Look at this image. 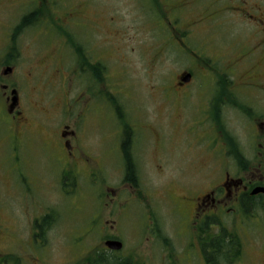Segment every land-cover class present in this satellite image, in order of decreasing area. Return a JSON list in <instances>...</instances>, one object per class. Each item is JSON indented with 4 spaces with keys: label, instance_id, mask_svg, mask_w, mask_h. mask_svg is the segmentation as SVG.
I'll use <instances>...</instances> for the list:
<instances>
[{
    "label": "flooded vegetation",
    "instance_id": "obj_1",
    "mask_svg": "<svg viewBox=\"0 0 264 264\" xmlns=\"http://www.w3.org/2000/svg\"><path fill=\"white\" fill-rule=\"evenodd\" d=\"M134 1L142 5L143 15L146 9V22L163 30V44L174 46L179 58L192 63L194 68L182 69L174 75L170 86L175 95L173 101L178 105L181 122L187 121L188 128L192 124L194 148L202 145L215 157L212 167L206 164L198 167V172L210 174L184 189L176 200L184 250L180 256L170 255L172 262L194 264L197 259L196 264H246L252 258L247 253L253 250L258 258L256 264H264V0ZM98 2L78 0V6L66 11L64 21L56 15L59 10H55L54 0H16L19 10L10 21L6 20L9 10L3 7L12 2L0 0V166L11 177L5 198L16 197L24 204L37 206L27 224L33 248L47 245L48 236L60 224L63 231H69L59 210L39 207L48 205L49 193H56L62 202H68L79 175L91 174L98 167L108 169L102 162L106 154L102 150L99 153L96 145L97 133L103 127L102 46L96 38L103 20ZM55 19L65 24L66 33L57 38L62 49L51 54L52 64L48 67L53 74L43 78L49 84L41 87L43 97L52 94L55 101L46 104V108L41 103L25 110L24 93L29 107L28 93H39L36 77L40 62H33V57L39 54L38 39L30 37L39 29L47 31ZM76 25L85 26L90 32L94 30V36L87 37L83 31L84 38L76 39L70 30ZM25 34L28 39L23 49ZM90 38L94 41L87 42ZM61 51L77 59L74 74L78 77L79 92L75 95L70 92V83H74L71 65L64 67L58 61ZM168 89L169 86H162L166 97ZM114 130L115 138H119L116 158L124 172L122 183L140 195L133 154L134 127L118 118ZM182 132L186 135L184 127ZM87 156L95 158L94 164H86ZM39 157L42 162L51 163V167L56 164L64 168L58 172L54 185H48L49 173L32 171L35 166L41 168L42 165L35 164ZM128 171L132 172L129 177ZM217 174L219 178L215 179ZM42 176L46 182L41 181ZM68 176H73L69 185ZM199 183L202 190L194 189ZM100 228L103 234L102 225ZM90 229L95 231L97 227ZM146 229L142 235L146 236ZM16 231L15 225L0 218V264H20L18 258L12 260L11 252L27 244L17 239ZM156 232L160 239L159 230ZM109 240L118 238L106 234L103 243ZM164 240L170 248V242ZM104 251L116 262H123L120 258L123 254L115 256L120 252L102 248L95 252V256H100L99 264H108L105 258L109 257ZM131 259L133 264H142L132 256Z\"/></svg>",
    "mask_w": 264,
    "mask_h": 264
},
{
    "label": "rangeland",
    "instance_id": "obj_2",
    "mask_svg": "<svg viewBox=\"0 0 264 264\" xmlns=\"http://www.w3.org/2000/svg\"><path fill=\"white\" fill-rule=\"evenodd\" d=\"M10 1L12 4L3 9L9 10L6 20L11 21L17 14L19 6H16V0ZM54 1L55 10H59V13L55 11L57 17L60 16L65 21L63 16L66 11L69 12L70 7L74 9L78 0ZM99 1L97 8L103 23L96 38L102 46L99 57L103 66L101 82L103 127L97 133L96 145L98 150L100 149L99 153L106 154L102 162L108 169L98 167L91 174L83 172L79 175L68 202H62L56 193L52 195L51 192L49 193L48 205L39 207L59 210L60 215L67 220L69 231L66 229L63 231V226L60 224L57 230L48 236L47 245L38 249L31 247L27 233L37 206L24 204L20 198H5L11 177L7 176L0 166V218L15 225L17 239L27 244L25 247L22 245V249L17 248L11 252L12 260L18 258L20 264H86L88 260L92 264L94 262L98 264L100 256H95V252L103 248V237L106 234L116 236L118 240L113 241L122 243V251L115 255L123 254L120 258L126 263L121 264H133L130 256L142 264H168V260L170 264H175L170 255L180 256L179 253L184 250V239L180 233L179 205L176 200H179L184 189L194 186L196 180L200 177L204 180L205 175L210 174V171L206 174L198 172V167H202L201 164L210 167L214 164L215 157L207 153L202 145L194 148L192 124L188 128L187 121L181 122L177 113L178 105L175 99L173 101L175 95L170 86L174 75L182 69L194 68L190 60L179 58L174 46L163 44L161 34L163 30L156 29L151 23L146 22L147 12L145 9L143 15L141 4L134 0ZM63 26L65 24L62 21L55 19L50 22L47 31L39 29L30 37L38 39L36 49L39 54L33 57V62H40L36 77L39 93H28L30 107L26 105L27 93L26 95L24 93L25 110L40 106L41 103L46 108V104L55 101L52 94H44L43 97L41 92L44 89L41 87L49 84L46 80L44 83L43 78L53 74V69L49 68L48 64H52L53 51L56 52V49L61 48V41L57 38L65 36ZM70 30L76 39L84 38L83 31L87 33V37L94 36V30L90 32L85 26H71ZM27 35L22 38L23 49L26 46ZM93 41L91 38L87 40V42ZM71 52H74L72 48ZM58 56L61 66L71 65V81L73 80L74 83H70V92L71 95H75L79 92L78 77L74 74L78 67L77 59L64 51ZM23 60L24 63L27 62L25 51ZM55 64L58 63L55 61ZM162 86L170 88L166 91L167 97L162 92ZM42 99L44 101L41 102ZM186 113L188 114V111ZM35 114L42 118L41 114L37 112ZM118 118L128 121L134 127L133 154L140 180V195L122 183L124 172L116 158L119 138H115L114 130ZM183 127L186 135L182 132ZM88 140L91 141V138L88 137ZM0 154H2L1 145ZM42 159L39 157L38 162L34 158L35 164L42 166L41 168L35 166L32 171L49 173L48 185H54L57 175L59 176L58 172L64 168L56 164L51 167V163L42 162ZM94 161V157H86L87 165L94 164ZM218 178L219 174L215 176V179ZM41 181L46 182L44 176ZM72 181L73 176H68V185ZM196 188L202 190L201 183L194 189ZM109 189L115 194L111 195ZM4 202L6 205L2 204ZM101 225L105 230L103 234H101ZM148 225L150 228H147ZM111 226H113L112 230L109 229ZM91 227L97 229L91 231ZM144 229L146 236L145 233L142 235ZM156 229L159 230L160 239ZM148 236L149 240H147ZM164 237L170 242V248L163 243ZM11 247L13 249L14 245ZM104 253L113 260L114 257L109 252L104 251ZM247 255L248 258L251 256L252 258L247 259L249 262L246 264L257 263L258 258L255 257L256 253L253 250ZM196 262L197 259L194 260V264Z\"/></svg>",
    "mask_w": 264,
    "mask_h": 264
},
{
    "label": "water",
    "instance_id": "obj_3",
    "mask_svg": "<svg viewBox=\"0 0 264 264\" xmlns=\"http://www.w3.org/2000/svg\"><path fill=\"white\" fill-rule=\"evenodd\" d=\"M189 78V76H186L185 81H187V79ZM263 191V190H261ZM105 246L110 249L111 251H119L122 248V245L120 242H114V241H108L105 243Z\"/></svg>",
    "mask_w": 264,
    "mask_h": 264
},
{
    "label": "trees",
    "instance_id": "obj_4",
    "mask_svg": "<svg viewBox=\"0 0 264 264\" xmlns=\"http://www.w3.org/2000/svg\"><path fill=\"white\" fill-rule=\"evenodd\" d=\"M127 169H129V168H127ZM131 171H133V170H131ZM131 171H128L127 172V174H126V176L127 177H129L131 174H132V172ZM166 240H163V243L164 244H166ZM105 263H108V264H121V263H126L125 261L124 262H116V260H111L110 258H105ZM87 264H92L91 262H90V260H88L87 261ZM94 264H97L96 262H94ZM99 264V263H98Z\"/></svg>",
    "mask_w": 264,
    "mask_h": 264
},
{
    "label": "bare ground",
    "instance_id": "obj_5",
    "mask_svg": "<svg viewBox=\"0 0 264 264\" xmlns=\"http://www.w3.org/2000/svg\"><path fill=\"white\" fill-rule=\"evenodd\" d=\"M113 241V240H112ZM114 242H119V241H114ZM121 243V242H120ZM121 245H122V243H121Z\"/></svg>",
    "mask_w": 264,
    "mask_h": 264
}]
</instances>
